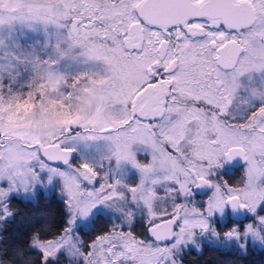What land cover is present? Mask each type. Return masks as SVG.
I'll use <instances>...</instances> for the list:
<instances>
[{
  "label": "snow or ice",
  "instance_id": "1",
  "mask_svg": "<svg viewBox=\"0 0 264 264\" xmlns=\"http://www.w3.org/2000/svg\"><path fill=\"white\" fill-rule=\"evenodd\" d=\"M41 188L22 264L264 247V0H0V226Z\"/></svg>",
  "mask_w": 264,
  "mask_h": 264
},
{
  "label": "trees",
  "instance_id": "2",
  "mask_svg": "<svg viewBox=\"0 0 264 264\" xmlns=\"http://www.w3.org/2000/svg\"><path fill=\"white\" fill-rule=\"evenodd\" d=\"M238 174L228 175L233 182L239 180ZM17 209L14 219L0 227V258L5 264H22L19 256L14 251L26 250V242L32 231L42 227L50 219L58 228L65 215L63 199L55 190L45 192L38 189L35 198H17L14 202ZM103 225L97 223L95 229L99 230ZM94 234L89 231V235ZM216 245L205 242L202 252L191 249L183 256L184 264H221L222 260H234L236 264H264V247L254 245L245 255H238L230 251H217ZM32 257L31 264H37L35 253L28 252ZM27 258V257H25Z\"/></svg>",
  "mask_w": 264,
  "mask_h": 264
},
{
  "label": "rangeland",
  "instance_id": "3",
  "mask_svg": "<svg viewBox=\"0 0 264 264\" xmlns=\"http://www.w3.org/2000/svg\"><path fill=\"white\" fill-rule=\"evenodd\" d=\"M22 40H27V39H30L31 41H28V42H33V41H35V40H39L40 41V44L39 45H37V48L39 49V48H41L42 46H43V43H44V37H43V35L42 34H32V35H30V36H28V37H22L21 38ZM43 54V53H42ZM61 69L63 70L64 68H65V64H61ZM71 70H74V68L73 69H71ZM235 183V182H234ZM42 189V188H41ZM43 191H45L44 189H42ZM52 190H54V189H49V190H47V191H45V192H48V191H52ZM55 191H56V193L58 194V195H60V193H59V191H58V189H55ZM29 197H31V196H25V197H21V198H29ZM199 198H201V197H198V199ZM1 227V226H0Z\"/></svg>",
  "mask_w": 264,
  "mask_h": 264
},
{
  "label": "flooded vegetation",
  "instance_id": "4",
  "mask_svg": "<svg viewBox=\"0 0 264 264\" xmlns=\"http://www.w3.org/2000/svg\"><path fill=\"white\" fill-rule=\"evenodd\" d=\"M27 41H31V40L30 39H27ZM228 168H229V171H228V174H227L226 178L228 177V175L236 174V173L238 174V172H240V170L243 168V162L242 161H239L237 159L234 162H232V164H230L228 166Z\"/></svg>",
  "mask_w": 264,
  "mask_h": 264
}]
</instances>
